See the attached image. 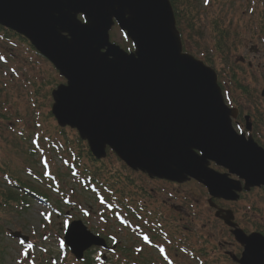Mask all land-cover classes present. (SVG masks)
<instances>
[{"label":"rangeland","instance_id":"1","mask_svg":"<svg viewBox=\"0 0 264 264\" xmlns=\"http://www.w3.org/2000/svg\"><path fill=\"white\" fill-rule=\"evenodd\" d=\"M176 5L187 15L182 23L183 51L216 72L221 90L241 113L240 123L244 125L243 116L249 117L250 134L264 148V0H176ZM109 32V42L131 49L117 27ZM220 34L223 51L217 52L213 47ZM8 38L0 37V193L12 187L7 174L35 187L53 204L30 199L22 210L13 202L4 204L0 194V264H78L68 251L62 261L57 247L65 225L76 220L92 234L114 236L110 243H116V252L105 254L110 264H165L156 250L144 247L137 233L116 223L114 213L104 211L67 172L62 159L72 151L80 155V147L84 151L87 147L83 142L79 146L72 129L60 130L50 114L51 91L65 81L25 42ZM33 139L38 149H33ZM115 158L109 153L100 163L85 159L83 166H94L89 171L109 185L119 201L126 200L131 207L126 218L161 244L172 264H237L231 257L239 258L242 247L214 218L204 187L195 181L150 180ZM65 198L71 205L64 204ZM214 203L231 211L246 236L264 234V186L251 188L235 203ZM57 207L59 214L54 213ZM158 226L168 242L153 238ZM14 233L27 242L11 237Z\"/></svg>","mask_w":264,"mask_h":264},{"label":"water","instance_id":"2","mask_svg":"<svg viewBox=\"0 0 264 264\" xmlns=\"http://www.w3.org/2000/svg\"><path fill=\"white\" fill-rule=\"evenodd\" d=\"M173 17L168 0H0V25L26 38L66 80L51 93V114L60 128L77 131L95 159L108 148L151 179H193L209 197L236 201L264 185V151L234 132L236 112L225 106L215 72L182 53ZM114 22L134 53L109 42ZM222 212L215 216L243 248L233 260L264 264V237L246 236ZM65 242L77 259L103 244L80 222L70 224Z\"/></svg>","mask_w":264,"mask_h":264},{"label":"trees","instance_id":"3","mask_svg":"<svg viewBox=\"0 0 264 264\" xmlns=\"http://www.w3.org/2000/svg\"><path fill=\"white\" fill-rule=\"evenodd\" d=\"M171 3V7H173V11H174V15H175V19H176V24H177V28L179 30L180 33H183V28H182V23H184V20L186 19V16L184 14V12H181L178 10V7L176 5V0H170ZM189 14V13H188ZM219 38L216 41V47H214L217 52H221L223 51V43L221 44V40H222V34H220V36H218ZM79 146L81 144V142H79ZM80 155L74 156V161L75 164H77V166H81V164L83 165V160H87L90 163H94V160L92 159V157L90 156V154L88 153V151H84L81 149L80 147ZM76 166V165H75ZM92 168H86L83 170L82 174H81V178L83 180V182H86L88 185H92L95 184L97 185V187H103L105 185L104 181H101L102 179L95 177V175L93 174H88L87 172H90L89 170ZM10 178V177H9ZM97 180H96V179ZM10 180L13 182V186L11 188H5L6 190H4V192L0 193L1 194V199L4 201V204H8L11 202L15 203L18 207H20L22 210L23 209H27V196H29L30 194H35V195H40V196H44L43 194H40L39 192H37V189L33 186L27 185L26 182H24L23 180H19L18 178H10ZM82 182V183H83ZM13 189V190H12ZM30 193V194H29ZM46 197V196H44ZM0 262H1V249H0ZM83 264H89V260L87 258V256H84L83 258Z\"/></svg>","mask_w":264,"mask_h":264}]
</instances>
